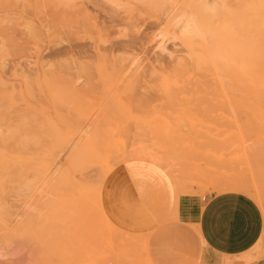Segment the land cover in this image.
<instances>
[{
  "label": "rangeland",
  "instance_id": "rangeland-1",
  "mask_svg": "<svg viewBox=\"0 0 264 264\" xmlns=\"http://www.w3.org/2000/svg\"><path fill=\"white\" fill-rule=\"evenodd\" d=\"M250 1L0 0V264H153L156 235L101 208L127 164L157 196L244 192L264 217V32L207 20L250 18ZM197 96L222 111L190 114Z\"/></svg>",
  "mask_w": 264,
  "mask_h": 264
},
{
  "label": "crops",
  "instance_id": "crops-1",
  "mask_svg": "<svg viewBox=\"0 0 264 264\" xmlns=\"http://www.w3.org/2000/svg\"><path fill=\"white\" fill-rule=\"evenodd\" d=\"M153 174L127 164L110 173L100 204L110 223L121 231L156 239L153 264H245L264 252V217L250 195L157 196ZM248 264H264V254Z\"/></svg>",
  "mask_w": 264,
  "mask_h": 264
},
{
  "label": "bare ground",
  "instance_id": "bare-ground-1",
  "mask_svg": "<svg viewBox=\"0 0 264 264\" xmlns=\"http://www.w3.org/2000/svg\"><path fill=\"white\" fill-rule=\"evenodd\" d=\"M261 1V0H260ZM249 5H252L253 14L252 17L247 18L239 14V18L243 19L242 21L233 22L234 19H237V16H234L233 13H229V19H223L220 23H215L214 21L207 18L210 25H214L222 34L227 36H239L241 37V31L244 29L245 25H252L254 30L264 32V14H262V6L258 0H251ZM256 6V11H255ZM241 14L244 12L245 5H240ZM234 17V18H233ZM230 18H233L230 20ZM240 19V20H241ZM194 36V35H193ZM261 53V52H259ZM257 53V54H259ZM246 57V56H244ZM247 58V57H246ZM211 63V62H210ZM216 68V67H215ZM216 70V69H215ZM217 72V71H216ZM238 73L240 76V83L247 85L250 84L251 87L248 89V94L246 98V106L248 108V114H254L256 112V100H257V89H256V72L246 68H239ZM255 73V74H254ZM218 74V72H217ZM258 86V85H257ZM208 87V86H207ZM212 91V89L210 90ZM238 91V90H237ZM228 98V97H227ZM236 105L239 108H242V98L239 95L235 100ZM184 104V103H183ZM221 104L215 100H208L202 96H197L189 99L186 103V107L189 109L190 114H213V111L221 109ZM263 107H261L262 109ZM187 109V110H188ZM264 109V108H263ZM263 109L261 111H263ZM234 114V113H233ZM21 126V125H20Z\"/></svg>",
  "mask_w": 264,
  "mask_h": 264
}]
</instances>
